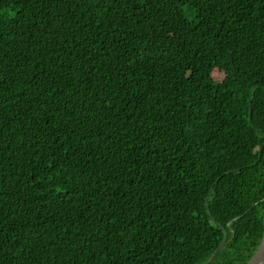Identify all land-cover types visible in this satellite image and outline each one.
Here are the masks:
<instances>
[{
    "label": "trees",
    "instance_id": "trees-1",
    "mask_svg": "<svg viewBox=\"0 0 264 264\" xmlns=\"http://www.w3.org/2000/svg\"><path fill=\"white\" fill-rule=\"evenodd\" d=\"M263 232L264 0H0V264H247Z\"/></svg>",
    "mask_w": 264,
    "mask_h": 264
},
{
    "label": "water",
    "instance_id": "water-1",
    "mask_svg": "<svg viewBox=\"0 0 264 264\" xmlns=\"http://www.w3.org/2000/svg\"><path fill=\"white\" fill-rule=\"evenodd\" d=\"M222 245H223V244H221V245L217 248V250L215 251V253L212 255V257L209 259V261H208L207 263L211 262V261L214 259V257H215V255H216L218 249H219ZM247 264H264V232H263V234H262L260 240L258 241L257 246H256V248H255V250H254V252H253L251 258H250L249 261L247 262Z\"/></svg>",
    "mask_w": 264,
    "mask_h": 264
}]
</instances>
